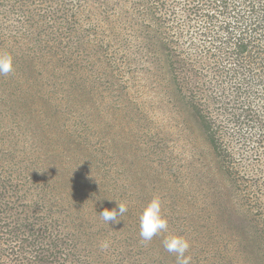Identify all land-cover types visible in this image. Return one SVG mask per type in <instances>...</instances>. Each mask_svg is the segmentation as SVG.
Masks as SVG:
<instances>
[{
    "label": "trees",
    "instance_id": "16d2710c",
    "mask_svg": "<svg viewBox=\"0 0 264 264\" xmlns=\"http://www.w3.org/2000/svg\"><path fill=\"white\" fill-rule=\"evenodd\" d=\"M0 52V264H264V0H0Z\"/></svg>",
    "mask_w": 264,
    "mask_h": 264
},
{
    "label": "clouds",
    "instance_id": "9594fccd",
    "mask_svg": "<svg viewBox=\"0 0 264 264\" xmlns=\"http://www.w3.org/2000/svg\"><path fill=\"white\" fill-rule=\"evenodd\" d=\"M12 57L4 52H0V75H7L13 71ZM30 177V175H29ZM31 179V178H30ZM161 200L154 197L144 208L140 216V236L145 241H151L152 238L168 229V221L161 212ZM128 211L124 203L117 204L116 208L111 210L105 208L98 214L104 222L110 225L117 224L121 220L118 217L123 216ZM164 248L169 253H175L177 264H190L191 257L185 256L190 244L183 236L169 235L163 241ZM108 242H102L103 249L108 248Z\"/></svg>",
    "mask_w": 264,
    "mask_h": 264
},
{
    "label": "rangeland",
    "instance_id": "374dc122",
    "mask_svg": "<svg viewBox=\"0 0 264 264\" xmlns=\"http://www.w3.org/2000/svg\"><path fill=\"white\" fill-rule=\"evenodd\" d=\"M87 55H89V54H83V57H87ZM85 59V58H84ZM110 91H109V88H108V93H109ZM110 96V95H109ZM116 96V95H115ZM116 106H113L114 108H116V109H124V110H126V108H122V106H121V102L120 101H116L115 103H114ZM135 111H134V109H133V113H134ZM134 115V114H133ZM136 117H138L137 115H135ZM134 121L132 120V124L131 125H134V123H133ZM126 124H128L127 122H125ZM124 123V124H125ZM148 161L149 162H151L152 164H158L159 163V158L157 157V156H152L151 157V159L149 158L148 159ZM179 164V165H178ZM175 163V166H179L180 167V170H182V168L184 169V170H188V168H189V166L188 165H186V167L185 166H183V164H181V163ZM183 170V174H184V177H181V179H179L178 177H176V179H172V181H170L169 183H168V186H167V188L168 187H173V188H184V191H185V193H183L184 194V196L185 197H183V195H181L180 196V198H182V202L183 203H186V204H191L192 206H194V207H196V208H202L204 205H205V202L203 201V199L201 198L202 196H200V195H194V196H196L197 198H195L194 196L192 197V195L190 194V189H192L191 191H193V190H196L197 191V187H193V183H195V185H197V178H196V175H195V172L194 171H192V170H188L187 172L186 171H184ZM159 175H161V174H159ZM161 178V177H160ZM195 178V179H194ZM161 180H163L162 178H161ZM126 182H127V179L125 180ZM130 182H128V184H129ZM188 189V190H187ZM224 192V191H223ZM211 197V196H210ZM199 201H198V200ZM225 201L228 203H231V200L226 196V199H225ZM223 202V201H222ZM201 217H203V215L201 214L200 215ZM261 230H264V224H261ZM194 234V236H192V234H189L187 237H185L188 241H189V244H190V247H192V250H193V254H194V256H195V259L197 260V257L198 256H200V257H203V258H207V256L208 257H211V255H210V253H212V251H210V249H208L207 248V246H206V242H205V240L204 239H202L201 240V236H199V235H197V234H195V233H193ZM178 235L179 236H183L184 237V235H185V232H179L178 233ZM205 243V244H204Z\"/></svg>",
    "mask_w": 264,
    "mask_h": 264
}]
</instances>
